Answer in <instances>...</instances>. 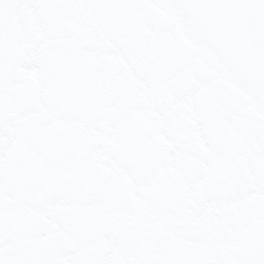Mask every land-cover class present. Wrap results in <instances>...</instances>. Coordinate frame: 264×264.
Returning a JSON list of instances; mask_svg holds the SVG:
<instances>
[{
	"label": "snow or ice",
	"instance_id": "6c2138e0",
	"mask_svg": "<svg viewBox=\"0 0 264 264\" xmlns=\"http://www.w3.org/2000/svg\"><path fill=\"white\" fill-rule=\"evenodd\" d=\"M0 264H264V0H0Z\"/></svg>",
	"mask_w": 264,
	"mask_h": 264
}]
</instances>
